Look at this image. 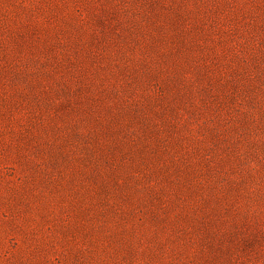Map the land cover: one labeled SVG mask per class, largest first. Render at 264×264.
I'll return each mask as SVG.
<instances>
[{
  "label": "rangeland",
  "instance_id": "rangeland-1",
  "mask_svg": "<svg viewBox=\"0 0 264 264\" xmlns=\"http://www.w3.org/2000/svg\"><path fill=\"white\" fill-rule=\"evenodd\" d=\"M0 264H264V0H0Z\"/></svg>",
  "mask_w": 264,
  "mask_h": 264
}]
</instances>
